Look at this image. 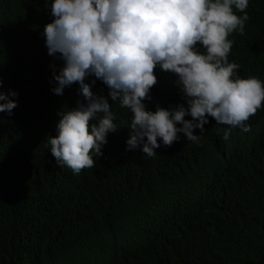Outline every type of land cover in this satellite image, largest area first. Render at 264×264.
Instances as JSON below:
<instances>
[{"label": "trees", "instance_id": "16d2710c", "mask_svg": "<svg viewBox=\"0 0 264 264\" xmlns=\"http://www.w3.org/2000/svg\"><path fill=\"white\" fill-rule=\"evenodd\" d=\"M245 11L237 75L264 81V0ZM52 18L45 0H0V91L18 93L0 112V264H264V103L250 131L225 140L209 117L199 143L180 133L151 157L127 148L132 115L112 106L118 129L74 174L48 143L83 100L77 84L52 91L63 65L42 34ZM174 81L160 78L149 109L187 106ZM92 91L109 97L100 80Z\"/></svg>", "mask_w": 264, "mask_h": 264}, {"label": "clouds", "instance_id": "9594fccd", "mask_svg": "<svg viewBox=\"0 0 264 264\" xmlns=\"http://www.w3.org/2000/svg\"><path fill=\"white\" fill-rule=\"evenodd\" d=\"M250 2L45 0L53 18L42 34L48 54L63 61L53 74L52 91L62 95L77 84L83 97L60 113L57 134L48 139L57 164L74 174L94 166L108 134L118 129L112 106L132 115L127 148L149 157L161 144L179 140L180 133L199 143L195 130L204 133L209 117L228 126L225 140L237 128L250 131L248 120L264 103V81L237 75L234 55ZM162 76L175 80L187 106L147 107ZM96 80L107 86L108 98L92 91ZM17 96L14 90L0 91V112L12 115Z\"/></svg>", "mask_w": 264, "mask_h": 264}]
</instances>
